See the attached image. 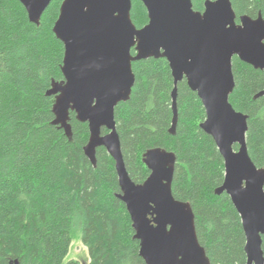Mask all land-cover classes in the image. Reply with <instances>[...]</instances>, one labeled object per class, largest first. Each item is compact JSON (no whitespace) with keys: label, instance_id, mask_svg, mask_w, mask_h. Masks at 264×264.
<instances>
[{"label":"trees","instance_id":"1","mask_svg":"<svg viewBox=\"0 0 264 264\" xmlns=\"http://www.w3.org/2000/svg\"><path fill=\"white\" fill-rule=\"evenodd\" d=\"M206 1L214 0H192L194 10L203 12ZM230 1L238 23L241 16H264V0ZM61 4L53 1L36 26L18 0H0V264H81L65 263L76 235L89 254L83 264H146L117 197L113 158L99 148L96 165L89 161L84 153L89 126L75 113L71 138L55 124V97L47 93L64 80V45L53 32ZM131 17L138 29L147 25L140 0H133ZM232 67L230 103L248 116V153L264 168V96L255 99L264 90V70L237 57ZM133 72L131 97L115 109L130 178L137 185L147 180L143 156L149 150L173 153V195L191 205L210 264H247L241 217L227 194L215 195L225 165L212 137L200 129L206 118L200 98L185 80L179 84L178 123L171 134L174 80L168 61H138Z\"/></svg>","mask_w":264,"mask_h":264},{"label":"water","instance_id":"2","mask_svg":"<svg viewBox=\"0 0 264 264\" xmlns=\"http://www.w3.org/2000/svg\"><path fill=\"white\" fill-rule=\"evenodd\" d=\"M18 1L39 26L55 0ZM61 1L53 32L64 45V80L47 93L55 97V124L71 138L70 113H75L89 126L84 148L89 161L96 165L99 148L113 158L121 190L117 197L130 215L140 257L146 264H210L191 205L173 195L175 155L146 152L143 163L150 175L137 185L127 172L117 133L115 109L131 97L133 63L164 58L174 80L170 133H176L178 86L185 80L205 108L200 129L224 159L225 179L215 195L227 194L241 217L247 264H264V168L248 153V116L230 103L235 57L264 70V16H241L238 23L230 0L206 1L203 12L194 10L192 0H140L149 21L138 29L131 17L133 0ZM263 96L264 90L255 99Z\"/></svg>","mask_w":264,"mask_h":264},{"label":"rangeland","instance_id":"3","mask_svg":"<svg viewBox=\"0 0 264 264\" xmlns=\"http://www.w3.org/2000/svg\"><path fill=\"white\" fill-rule=\"evenodd\" d=\"M70 260H78L81 264L88 262L89 263V254L87 248L81 241L80 236L76 235L73 240L71 250L66 257L65 263Z\"/></svg>","mask_w":264,"mask_h":264}]
</instances>
